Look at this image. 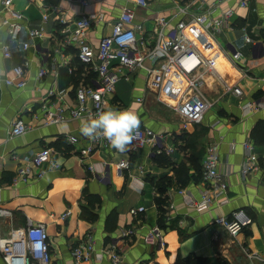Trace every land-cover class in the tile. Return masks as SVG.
<instances>
[{
	"label": "crops",
	"instance_id": "0c3cea01",
	"mask_svg": "<svg viewBox=\"0 0 264 264\" xmlns=\"http://www.w3.org/2000/svg\"><path fill=\"white\" fill-rule=\"evenodd\" d=\"M214 1L203 0V5L192 4L188 10L202 11ZM132 2L89 0L88 4H82L78 0H14L15 8L24 14L22 31L13 39L6 27L0 28V205L13 213L0 217V238L7 237L11 229L26 227L29 221L45 223L50 264H75L73 249L89 235L94 252L87 264H174L179 255L190 254L204 257V264H264V109L246 114L242 108L244 101L264 94V0H251L246 7L240 6L239 0H223L216 16L232 8L235 14L231 26L212 30L192 23L186 28L204 57L216 61L215 71L204 74L202 92L214 103L202 121H185L174 109L173 94L183 89L186 82L176 67H170L164 74L158 91L149 89L148 69L155 66L149 58L142 68L132 72L123 69L124 76L119 79L115 94L108 96L110 107L133 108L139 114L141 125L165 136L166 146L174 145L175 154L162 150L174 166L156 162L158 152L152 141L138 149H131L129 145L123 153L114 148H98L82 160L78 149L86 141L75 146L68 143L65 135L79 131L83 119L44 124L42 103L50 90L56 92L51 99L58 100L61 96L59 104L71 106L77 102L76 88L80 83L94 85L99 79L80 60L77 47L66 41L63 28L72 26L82 14L102 15L94 19L89 32L91 44L97 47L100 38L111 31L123 7ZM187 4L186 0H149L147 7H136L137 36L139 41L146 40L144 48H151L157 42L156 19L165 17L168 22L165 33H173L177 22L185 18L179 9ZM1 7L2 0L0 10ZM60 17L67 23H61ZM29 29H40L43 36L31 37ZM245 35L252 42H247ZM25 42H28L26 49ZM5 44L11 48L8 57L2 51ZM235 51L243 54L240 64L247 62L248 73L232 61L231 53ZM255 59L259 60L257 65L252 62ZM24 61L28 62L24 75L27 85L23 88L7 85L5 78L17 80L15 67ZM42 67L50 70L38 77ZM203 69L201 65L196 71L202 73ZM225 82L239 85L243 99L225 91ZM173 116L178 121H173ZM18 117L24 118L30 129L23 135L10 137L11 124ZM246 140L254 142L260 166L244 176L240 169L246 155L243 146ZM213 142L219 143V178L228 182L227 191L220 198L224 202L216 203L207 211L194 210L188 198L199 199L207 184L202 178H192L184 187L174 184L168 188L163 222L152 180L168 176L176 182L178 168L175 167L183 162L189 173L194 172L193 163L197 159L202 168L206 148ZM47 145L57 151L54 157L62 168L14 185L13 176L18 167ZM122 159L130 160L128 169H119ZM89 165L93 166V172ZM179 189H185L187 195L184 197ZM85 190L97 199L93 207L83 197ZM82 206L93 211V219L81 216ZM133 206H144L145 210L133 215L130 213ZM239 208L245 209L253 222L232 236L215 218ZM67 211L68 215L63 217ZM114 213L116 221H113ZM155 226L164 231L163 247L144 241L145 234ZM132 227L134 233L125 236L124 230ZM113 245L121 255L118 262L106 253ZM248 253L259 254L262 260L250 258ZM0 264H7L1 252Z\"/></svg>",
	"mask_w": 264,
	"mask_h": 264
},
{
	"label": "built area",
	"instance_id": "2783aa9c",
	"mask_svg": "<svg viewBox=\"0 0 264 264\" xmlns=\"http://www.w3.org/2000/svg\"><path fill=\"white\" fill-rule=\"evenodd\" d=\"M82 4H88L89 0H78ZM131 4L123 7L120 15L112 24V29L108 34L103 35L97 47L93 46L89 40V32L92 28L93 21L101 18L102 15L94 13L82 14L76 19L72 26L67 25L63 28V35L66 41L75 45L78 49L80 60L93 69L98 75V81L94 85L80 83L76 88L77 102L74 105L67 106L59 104L58 100L51 97L56 96L54 89L44 97L42 103L44 124H55L66 121L69 118H80L84 121L95 118L99 111L110 107L109 95L115 94L116 82L124 76L123 69L129 72L145 66V60L151 59L154 67L148 69V87L152 91H158L161 81L170 67H176L179 74L186 78L184 88L178 93L173 94L174 109L188 122H200L203 120L206 112L211 108L214 100L207 98L202 92L204 85V74L206 71L214 72L216 61L213 58L206 59L197 46V42L193 37L186 33V28L192 24H198L204 28L219 30L223 25L229 27L234 17L232 8L223 10L218 16L217 11L223 0H216L204 10L191 13L188 7L192 4L202 3L203 0H186L187 7H180L179 11L185 18L179 20L176 24L174 32L165 33L167 20L165 17H158L156 23L158 25L157 42L151 48L146 47V40L139 41L137 36L135 18L136 7H147L149 0H132ZM251 0H239L242 7L249 5ZM200 5V6H201ZM200 8V7H199ZM24 14L15 8L14 0H2L0 10V28L6 27L9 35L13 39H17L23 29ZM47 18V15H44ZM61 23H67L64 17L58 18ZM29 35L37 38L42 37L43 33L40 29H29ZM247 42L252 39L245 35ZM28 47V42L24 43V48ZM5 56L11 55V48L5 44L2 46ZM231 59L235 63H239L241 70L248 73L249 67L247 62L240 64L244 60V56L240 51L231 53ZM256 65L259 60H252ZM27 61L15 67L16 78L6 77L7 85L23 88L27 85L25 79V66ZM52 65V69H55ZM204 65L202 73H197L196 69ZM49 67H42L38 72V77H43L49 72ZM225 91H230L240 99H243V90L237 85L224 83ZM142 98H138L141 100ZM61 100V99H60ZM244 113H251L264 109V94L256 99L244 101L242 105ZM30 129V124L22 117H18L13 121L10 127V137L23 135ZM68 143L78 145L81 141H86V145L80 146L78 154L82 160L91 156L98 148H112L106 139H89L81 134L67 133L65 135ZM166 137L158 135L152 128L140 124L136 138L131 142V149L143 148L150 141L156 147V151L161 153L165 149L168 153L175 154L176 148L172 143L165 144ZM245 149V159L241 165V173L246 176L255 171L260 166V156L254 151V142L246 140L243 143ZM57 151L51 146H44L35 153L32 159L20 165L13 176L14 185L20 182H28L33 178H40L49 170H57L62 168V164L58 162L54 155ZM119 169H128L130 167L129 159H122L118 163ZM90 171H94L92 165H89ZM219 143L213 142L206 148L203 159L202 180L207 184L206 188L201 192L200 198L189 196L188 203L196 211H207L213 208L215 204H221L224 200H220L222 195L227 191L228 182L219 178ZM179 193L184 194L185 189H179ZM145 210L144 206H133L130 213L137 215ZM69 211L63 214L68 215ZM13 213L0 205V217L11 216ZM215 222L223 226L230 235L236 236L242 232L253 222L251 215L243 208L236 209L228 215H221L215 218ZM134 229H125L123 234L131 235ZM47 226L43 222L32 223L29 221L24 228L11 229L7 237L0 238V252L7 264H50L51 252L48 242ZM144 241L148 245L163 247L164 231L159 226L152 227L144 236ZM94 243L89 235L86 239L80 241L73 249V257L75 264H87L93 258ZM106 253L112 256L114 262L121 259V255L116 250V245L108 248ZM250 258H260L261 255L248 253Z\"/></svg>",
	"mask_w": 264,
	"mask_h": 264
},
{
	"label": "clouds",
	"instance_id": "9594fccd",
	"mask_svg": "<svg viewBox=\"0 0 264 264\" xmlns=\"http://www.w3.org/2000/svg\"><path fill=\"white\" fill-rule=\"evenodd\" d=\"M140 124L139 114L133 108L108 107L84 121L80 131L89 139H106L112 148L123 153L136 138Z\"/></svg>",
	"mask_w": 264,
	"mask_h": 264
},
{
	"label": "trees",
	"instance_id": "16d2710c",
	"mask_svg": "<svg viewBox=\"0 0 264 264\" xmlns=\"http://www.w3.org/2000/svg\"><path fill=\"white\" fill-rule=\"evenodd\" d=\"M262 34L264 36V30L262 31ZM155 160L156 162L164 165V166H174V162L170 159L169 156H167L164 152L161 153H157L155 155ZM192 160V158H191ZM193 167H194V172L193 173H189L188 168L186 166V164L183 162L181 164L178 165V167L176 166V168H178L175 172H176V182L173 181L172 178L168 177V176H164L162 178H159L157 181L152 180L153 184H155L158 195L156 196L155 200H156V205L158 207V211H159V216L160 219L164 222L165 220V215H166V205H167V190L169 187H171L172 185H176L179 187H184L185 185H187L188 181L193 179H197V178H201L202 176V168L201 165L198 162L193 163ZM83 197L89 202L90 206L93 207L94 203L97 201L96 198L92 197L91 195H89L87 193V191L85 190ZM115 215V216H114ZM81 216L83 218H89V219H93V217L95 216L93 211L91 209H89V207L86 206H82V213ZM116 213L113 214V221H116ZM113 224H115V222H112ZM184 238V236H183ZM205 263V258L204 257H200L197 256L195 254H190L186 257H183L182 255H179L177 258V261L174 264H204Z\"/></svg>",
	"mask_w": 264,
	"mask_h": 264
},
{
	"label": "rangeland",
	"instance_id": "374dc122",
	"mask_svg": "<svg viewBox=\"0 0 264 264\" xmlns=\"http://www.w3.org/2000/svg\"><path fill=\"white\" fill-rule=\"evenodd\" d=\"M118 81H119V80H118ZM118 81H117L116 84H115L116 89H117V87H118V83H119ZM173 113H174V112H173ZM173 117L175 118L173 121H178V120H176V117H175V116H173ZM173 117H172V118H173ZM164 235H165V234H164Z\"/></svg>",
	"mask_w": 264,
	"mask_h": 264
}]
</instances>
